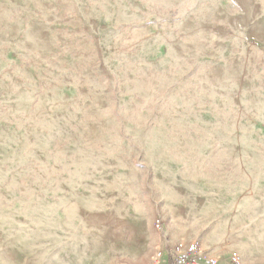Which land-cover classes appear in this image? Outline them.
I'll list each match as a JSON object with an SVG mask.
<instances>
[{
  "label": "rangeland",
  "instance_id": "rangeland-1",
  "mask_svg": "<svg viewBox=\"0 0 264 264\" xmlns=\"http://www.w3.org/2000/svg\"><path fill=\"white\" fill-rule=\"evenodd\" d=\"M180 241L264 264V0H0V264Z\"/></svg>",
  "mask_w": 264,
  "mask_h": 264
},
{
  "label": "built area",
  "instance_id": "built-area-1",
  "mask_svg": "<svg viewBox=\"0 0 264 264\" xmlns=\"http://www.w3.org/2000/svg\"><path fill=\"white\" fill-rule=\"evenodd\" d=\"M165 255L163 250H159L152 258V262L148 264H163ZM167 264H219V258L216 256H203L198 242H178L172 254V263ZM230 260L232 264H243L240 255L237 252L231 253Z\"/></svg>",
  "mask_w": 264,
  "mask_h": 264
},
{
  "label": "crops",
  "instance_id": "crops-1",
  "mask_svg": "<svg viewBox=\"0 0 264 264\" xmlns=\"http://www.w3.org/2000/svg\"><path fill=\"white\" fill-rule=\"evenodd\" d=\"M146 235H147L146 232H141V233H140V236H141V237H139L141 241H138L139 243L134 244V246L130 247V249H127V251H126V253L124 254V256H126V257L137 256V254H139V253L141 252V248L143 249V247H145V243H144V241H145V239H146ZM138 240H139V239H138ZM163 245H164V244L162 243V246H163ZM145 249L150 250L148 246H146ZM143 251H144V250H143ZM168 263H171V260H168ZM163 264H167V261H165V263H163Z\"/></svg>",
  "mask_w": 264,
  "mask_h": 264
},
{
  "label": "trees",
  "instance_id": "trees-1",
  "mask_svg": "<svg viewBox=\"0 0 264 264\" xmlns=\"http://www.w3.org/2000/svg\"><path fill=\"white\" fill-rule=\"evenodd\" d=\"M172 262H173V261H172ZM172 262H171V263H172Z\"/></svg>",
  "mask_w": 264,
  "mask_h": 264
}]
</instances>
